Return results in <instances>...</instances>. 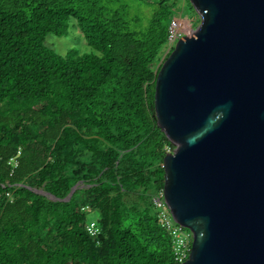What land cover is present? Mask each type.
<instances>
[{
  "label": "trees",
  "instance_id": "obj_1",
  "mask_svg": "<svg viewBox=\"0 0 264 264\" xmlns=\"http://www.w3.org/2000/svg\"><path fill=\"white\" fill-rule=\"evenodd\" d=\"M180 1L0 0V264H177L151 199L174 150L153 101ZM72 20L89 51L58 54L46 37Z\"/></svg>",
  "mask_w": 264,
  "mask_h": 264
},
{
  "label": "water",
  "instance_id": "obj_2",
  "mask_svg": "<svg viewBox=\"0 0 264 264\" xmlns=\"http://www.w3.org/2000/svg\"><path fill=\"white\" fill-rule=\"evenodd\" d=\"M188 2L199 23L163 61L153 101L174 147L164 201L192 233L182 264H264V0Z\"/></svg>",
  "mask_w": 264,
  "mask_h": 264
},
{
  "label": "built area",
  "instance_id": "obj_3",
  "mask_svg": "<svg viewBox=\"0 0 264 264\" xmlns=\"http://www.w3.org/2000/svg\"><path fill=\"white\" fill-rule=\"evenodd\" d=\"M180 23L174 19L169 27V42H174L175 39L178 40L181 36L179 34ZM176 40V41H177ZM175 41V42H176ZM20 155V150L17 151V155L9 160V164L13 167L17 165V157ZM12 172L10 173V175ZM152 203L158 212V218L160 220L161 226L171 238L173 245V258L177 264H182L189 257L191 245H192V233L178 224L172 217L170 211L168 210L163 196V189L156 191L152 196ZM87 233L91 237H97L100 232L97 221L87 222L85 225Z\"/></svg>",
  "mask_w": 264,
  "mask_h": 264
},
{
  "label": "rangeland",
  "instance_id": "obj_4",
  "mask_svg": "<svg viewBox=\"0 0 264 264\" xmlns=\"http://www.w3.org/2000/svg\"><path fill=\"white\" fill-rule=\"evenodd\" d=\"M191 6V4L189 3ZM185 0H181L179 3V13L176 15V21L180 23L179 34L181 36L190 37L193 29L199 23V17L196 15L194 9V13L190 9ZM179 36V37H181ZM177 39H175L176 41ZM174 42H169L164 49L162 59L165 57L166 53L170 50V48L174 45ZM46 44L49 48L57 52L58 54L65 55L69 52V50L77 51L78 53L82 54L84 52H88L89 49L87 48L86 41L84 40L82 33L78 29L75 24V21L72 20L70 22L68 34L65 37H57L54 35H48L46 37ZM97 216L95 213H91L87 219V222L96 221Z\"/></svg>",
  "mask_w": 264,
  "mask_h": 264
}]
</instances>
